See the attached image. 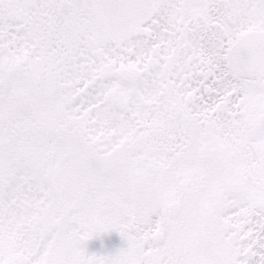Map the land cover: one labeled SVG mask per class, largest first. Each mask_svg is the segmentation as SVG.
Here are the masks:
<instances>
[{
	"label": "snow or ice",
	"instance_id": "obj_1",
	"mask_svg": "<svg viewBox=\"0 0 264 264\" xmlns=\"http://www.w3.org/2000/svg\"><path fill=\"white\" fill-rule=\"evenodd\" d=\"M0 264H264V0H0Z\"/></svg>",
	"mask_w": 264,
	"mask_h": 264
},
{
	"label": "rangeland",
	"instance_id": "obj_2",
	"mask_svg": "<svg viewBox=\"0 0 264 264\" xmlns=\"http://www.w3.org/2000/svg\"><path fill=\"white\" fill-rule=\"evenodd\" d=\"M116 232V231H112V232H106V233H103L97 237H94L93 239L89 240L87 243V248L89 249V247L91 246H94L96 247V252H97V249L99 250V252L101 253V246H103V249L104 251H108L110 249L109 245H107L108 241L109 243L111 242V239H112V234ZM114 244V243H113ZM112 244V245H113ZM111 245V246H112ZM89 252H92V250H89Z\"/></svg>",
	"mask_w": 264,
	"mask_h": 264
},
{
	"label": "trees",
	"instance_id": "obj_3",
	"mask_svg": "<svg viewBox=\"0 0 264 264\" xmlns=\"http://www.w3.org/2000/svg\"><path fill=\"white\" fill-rule=\"evenodd\" d=\"M112 239H111V242L109 243V241H108V243H107V245H109V247H110V249L108 250V251H104V249H103V246H101V253H107V252H115L116 250H118L120 247H123V246H125L124 244L126 243L125 241H124V239H123V237L119 234V232H114L113 234H112ZM114 243V244H113ZM113 244V245H112ZM112 245V246H111ZM96 247H94V246H91V247H89V249L88 250H92V252H96V249H95ZM96 253H98V254H100V252H99V250L97 249V252Z\"/></svg>",
	"mask_w": 264,
	"mask_h": 264
},
{
	"label": "flooded vegetation",
	"instance_id": "obj_4",
	"mask_svg": "<svg viewBox=\"0 0 264 264\" xmlns=\"http://www.w3.org/2000/svg\"><path fill=\"white\" fill-rule=\"evenodd\" d=\"M124 245H126V243Z\"/></svg>",
	"mask_w": 264,
	"mask_h": 264
}]
</instances>
